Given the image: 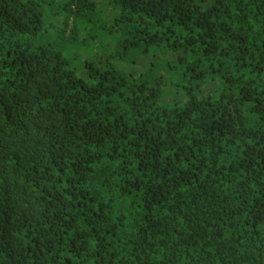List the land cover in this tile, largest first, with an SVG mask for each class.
I'll use <instances>...</instances> for the list:
<instances>
[{"label":"trees","instance_id":"trees-1","mask_svg":"<svg viewBox=\"0 0 264 264\" xmlns=\"http://www.w3.org/2000/svg\"><path fill=\"white\" fill-rule=\"evenodd\" d=\"M0 264H264V0H0Z\"/></svg>","mask_w":264,"mask_h":264}]
</instances>
